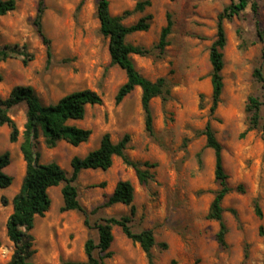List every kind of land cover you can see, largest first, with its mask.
Masks as SVG:
<instances>
[{
	"label": "rangeland",
	"instance_id": "obj_1",
	"mask_svg": "<svg viewBox=\"0 0 264 264\" xmlns=\"http://www.w3.org/2000/svg\"><path fill=\"white\" fill-rule=\"evenodd\" d=\"M38 1L17 0V9L0 18V46L27 45L34 55L27 66L19 58L0 62L1 97L8 98L17 86H31L46 105L86 89L103 98V105L88 107L85 119L74 123L92 130L90 141L79 147L61 142L52 150L42 144L41 163L57 162L70 173L72 159L97 149L104 134L109 133L114 143L129 134L128 156L135 161L157 163L155 179L140 185L135 171L118 157L108 171L85 170L78 187L81 203L89 212L107 201L119 181H130L135 188L133 229L154 232V264H171L173 260L177 264H264V236L260 235L264 221L255 214L257 199L264 212V105L259 128L243 137L248 128V98L255 95L264 102V92L254 77L260 66L264 73V42L258 36V24L264 30V0H254L259 5L258 16L249 10L224 21V90L213 117L210 51L217 35L218 17L231 1L150 0L151 7L139 13L133 12L135 0H109L114 16L132 12L123 21L127 26L148 14L153 16L148 32L130 35L127 40L152 49L147 57H132L137 70L151 81L167 78L171 84V99L164 102L157 98L151 105L154 137L146 130L140 88L122 103H116L117 92L127 77L122 69L111 66L109 40L101 34L97 17L98 0H46L43 26L53 52L50 67L47 48L33 26ZM169 14L173 32L166 53L160 56L154 47ZM10 115L21 136L13 144L10 128L0 127V155L11 153V165L5 172L14 178L10 188H0V264H7L15 251L7 223L26 174L20 150L27 121L26 105ZM209 120L224 147L229 186L245 189L244 193H230L223 203L227 248H221L216 240L219 223L207 218L219 189L215 152L206 147V137L200 134ZM186 139L189 142L185 145ZM61 189L62 186L50 189L51 209L44 218L36 219L32 231L35 264L85 262L86 242L96 237V232L85 225L82 213L62 212ZM130 213L131 207L118 204L102 208L91 222ZM113 234L112 257L105 264H150L140 245L129 240L119 227H114ZM163 244L167 247L163 248Z\"/></svg>",
	"mask_w": 264,
	"mask_h": 264
},
{
	"label": "trees",
	"instance_id": "obj_2",
	"mask_svg": "<svg viewBox=\"0 0 264 264\" xmlns=\"http://www.w3.org/2000/svg\"><path fill=\"white\" fill-rule=\"evenodd\" d=\"M136 7L133 12L144 13L151 7L150 0H135ZM176 1V0H171ZM231 4L224 9L218 17V30L216 39L210 51V62L212 65L211 83L213 89V103L211 117L217 112L224 90L223 70L225 67L223 50L226 46V33L224 21H231L242 14L253 12L258 16L259 5L254 0H230ZM83 4V2H82ZM17 9V0H0V18L8 15ZM46 0L38 1V10L33 26L47 48L48 67L53 60L51 41L44 31L43 19L46 12ZM128 11L123 16H114L110 10L109 0H98L97 17L100 22L101 34L109 40V54L111 66H117L126 73L127 80L119 88L116 95V103H122L137 88L142 91L141 104L145 113L146 130L150 136H155L153 126L152 102L161 98L167 102L172 97L171 84L167 78H159L151 81L143 76L136 68L133 56L147 57L152 54V49L134 45L128 42V37L136 33L148 32L151 28L153 16L148 14L142 17L137 23L127 26L124 24L126 16L131 15ZM173 20L171 15L167 16V25L162 29L159 42L154 50L159 51L160 56L166 53L169 46V37L173 32ZM258 36L264 42V30L258 24ZM11 58H19L24 65L34 60L27 45L0 46V62ZM254 77L264 92V73L262 66L254 71ZM3 76L0 74V82ZM21 105L27 107V121L24 126L23 142L20 145L24 161L26 162V174L19 193L13 199V213L8 219L7 234L15 246L14 254L7 264H35L36 254L35 238L32 231L35 229L37 217L44 218L52 206L50 189L62 186L64 205L62 212L77 211L85 216V225L88 229L96 232V237H90L85 245L87 261L68 262L66 264H105V261L112 257L111 247L114 242V227H119L125 236L135 244H139L147 255L150 264H154L153 249L157 241L152 230L134 231L133 217L136 209L133 205L135 200V188L130 181L121 180L117 183L113 193L107 201L89 212L81 203L78 180L85 170L108 171L114 164L116 157L121 158L125 165L132 168L137 176L140 185H147L155 179L157 163L149 161H135L127 154L131 141L129 134L118 143H114L111 135H103L100 146L89 152L85 157L75 156L71 161V172H67L57 162L47 164L41 163V145L47 149H55L61 142H66L74 147H79L90 141L92 130L79 127L72 122L85 119L88 107L103 105V98L93 90H80L62 97L58 102L44 104L40 101L35 90L31 86H17L6 99L0 95V127L10 128V141L15 144L19 142L21 131L11 117V112ZM264 102L259 96L252 95L248 98L246 113L248 115V128L243 137L249 132L259 128L262 120V107ZM201 135L206 137V147L215 152V180L219 189L211 204L207 218L219 223V232L216 240L221 248H227L228 227L224 221L223 203L226 197L232 192L244 193L242 186L231 188L229 176L224 166V147L216 136L211 120H209ZM189 140H185V145ZM37 157H34V154ZM201 156L199 155V158ZM11 165V153L5 152L0 155V188L7 189L13 184L14 178L8 175L5 170ZM5 205L7 200L3 201ZM125 205L131 207L130 215L106 216L91 222V217L96 216L102 208H109L114 205ZM255 214L264 221V212L259 200L255 201ZM260 235L264 236V227L260 229ZM1 247V241H0ZM163 248L167 245L163 244ZM171 264H177L175 260Z\"/></svg>",
	"mask_w": 264,
	"mask_h": 264
},
{
	"label": "water",
	"instance_id": "obj_3",
	"mask_svg": "<svg viewBox=\"0 0 264 264\" xmlns=\"http://www.w3.org/2000/svg\"><path fill=\"white\" fill-rule=\"evenodd\" d=\"M34 157H35V158L37 157V154H36V153L34 154Z\"/></svg>",
	"mask_w": 264,
	"mask_h": 264
},
{
	"label": "crops",
	"instance_id": "obj_4",
	"mask_svg": "<svg viewBox=\"0 0 264 264\" xmlns=\"http://www.w3.org/2000/svg\"><path fill=\"white\" fill-rule=\"evenodd\" d=\"M75 122H72V124H74ZM76 125V124H75Z\"/></svg>",
	"mask_w": 264,
	"mask_h": 264
}]
</instances>
